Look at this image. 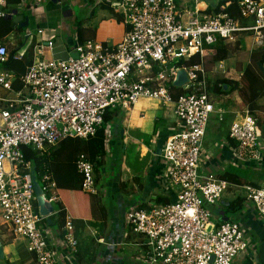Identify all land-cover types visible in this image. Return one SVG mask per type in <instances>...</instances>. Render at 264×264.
I'll use <instances>...</instances> for the list:
<instances>
[{"label": "built area", "instance_id": "built-area-1", "mask_svg": "<svg viewBox=\"0 0 264 264\" xmlns=\"http://www.w3.org/2000/svg\"><path fill=\"white\" fill-rule=\"evenodd\" d=\"M6 1L0 0V18L6 17ZM237 6L239 15L232 17L197 6L182 11L176 0H120L117 10L126 31L116 45L78 43L73 49L76 58L49 59L41 56L54 42L37 46L40 57L20 77L23 89L15 97H0V219L14 238L26 241L36 264H64L77 252L78 241L71 218L65 216L61 242L66 255L48 242L41 226L44 218L35 209L34 165L22 148L43 155L64 139L93 138L106 111L130 110L139 99L171 106L176 119V131L160 149L162 178L175 191L172 201L132 206L126 213L131 232L143 239L145 264H232L248 250L237 221L215 222L210 213L231 184L201 171L210 117L218 114L221 119L223 113L216 107L204 66L206 48L246 32L258 44L264 41V0H238ZM196 54L198 63L177 64ZM8 58V47L0 42V87L12 91L14 74L4 69ZM179 69L186 72L188 83L178 88L182 93L174 99L170 86ZM228 137L238 160H264L257 119L249 110L232 122ZM75 165L81 189L96 193L93 163L80 153ZM37 177L46 201L56 203L51 174L43 169ZM242 187L264 225V186Z\"/></svg>", "mask_w": 264, "mask_h": 264}, {"label": "crops", "instance_id": "crops-1", "mask_svg": "<svg viewBox=\"0 0 264 264\" xmlns=\"http://www.w3.org/2000/svg\"><path fill=\"white\" fill-rule=\"evenodd\" d=\"M119 2L7 0L3 8L6 16L17 12L15 16L27 18L28 26L21 27L13 19L4 17L12 28L7 33V26L0 22V42L7 45L9 53L15 50L13 55L18 57L9 65H6L8 61L4 65V69L14 74L15 80L12 91L0 87V97H15V93L23 89L20 77L27 66L40 57L37 46H46L49 40L54 45L52 49L44 48L41 57L46 59L67 58L78 43L97 41L116 45L126 31L122 15L117 10ZM176 3L182 11H191L202 3L204 7L197 6L199 9L206 11L210 7L204 0H176ZM224 43L229 44L231 53L232 50H238L247 58L238 63V70L234 69L237 55L233 54L225 60L210 64L207 54L211 46L206 48L204 66L212 84L220 79L239 80L251 60V54L264 48V41L262 45L258 44L249 32L241 33L234 41ZM219 63L223 64V69L218 68ZM212 73L218 78L213 80ZM225 91L231 90L227 88ZM213 98L216 107L223 113L221 119L218 114L210 117L203 140L201 171L219 177L227 168L233 167L253 172L254 181L264 183V160L259 163L238 160L233 154V142L228 137L230 125L244 111L240 97L237 92H231L222 96L213 94ZM255 103L253 115L257 119L260 140L264 143V95L259 96ZM110 111H113V118L105 128V156H97L103 159V165L100 172L95 174L96 193H87L81 189V177L75 165L80 153L85 154L89 160L94 154L97 155V148L91 144L92 138L90 141L67 138L48 147L40 155L45 157L41 170L46 169L51 174L58 196V201L52 204L53 213L41 223L48 236L47 240L61 256L66 255L61 236L64 218L69 216L78 241L77 252L65 259L64 264H145L143 239L131 232L126 222V213L132 206L149 208L156 203L157 197L165 201L173 199L174 189L162 178L164 163L160 157V149L166 137L176 131L172 107L159 105L149 99H139L130 110L116 108ZM115 144L122 146L121 156L116 161L111 159L112 146ZM230 184L218 204L209 208L212 219L215 222L235 220L245 233L248 250L240 253L232 264H264V225L246 200L243 185ZM257 184L258 187L264 186ZM234 203L238 206L234 207ZM60 208L64 210V216L61 217L57 215ZM35 209L37 211L36 201ZM47 218L50 222H47ZM0 242L4 255L0 264H36L26 241L14 238L2 225L1 219Z\"/></svg>", "mask_w": 264, "mask_h": 264}, {"label": "trees", "instance_id": "trees-1", "mask_svg": "<svg viewBox=\"0 0 264 264\" xmlns=\"http://www.w3.org/2000/svg\"><path fill=\"white\" fill-rule=\"evenodd\" d=\"M228 1V2H227ZM227 1H220L214 8L208 7L206 11L208 13L213 12H219L220 10H223L227 12L232 17H238L239 11H238V0H227ZM0 22H4V24L7 26L6 32L9 33L12 28L9 26L8 20L3 18H0ZM209 51L211 53L210 55V61L209 63H213L220 60H225L231 55V51L229 48V44L224 43L222 40H218L215 45L209 47ZM15 53V50H13L11 53H9V59L8 63L6 65H9L11 62H13L17 57L13 55ZM13 56V58H12ZM250 62L247 64V66L244 68L241 77L237 81L228 80V79H220L217 80L215 83L211 85V92L212 94H216L219 96L226 95L227 93L231 92H237V95L240 97L244 109L249 110L251 113L254 112L256 109V99L264 95V48L260 49L258 51H255L251 54ZM200 61L199 55L192 56L189 60H179L178 65H192L195 63H198ZM29 64V63H28ZM231 90L230 92L225 91V89ZM170 91L172 94V97L176 99L179 94L182 93L181 89L171 87ZM113 118V111H106L104 117H103V124L98 129L96 135L91 139V144L93 147L97 148V155H93L92 158H90V161L94 165V172L95 174H98L100 172L101 166L103 165V159L100 160V158H103L105 156L104 151V141L106 139L105 135V128L106 125L112 120ZM89 140V139H88ZM90 141V140H89ZM22 152L24 154V157L27 161H30L36 168V172L39 175L41 173V165L43 161L45 160L44 156H40L37 151H34L30 147H23ZM99 156V157H97ZM98 158V159H97ZM254 174L253 172H246L243 170H238L233 167H229L226 169L223 175L219 176L223 180H226L227 182L234 183L237 185H251L258 187V184L254 181L253 178ZM156 203H170V200L165 201L162 197H157L155 199ZM237 204L240 205V202H237ZM236 203H234V207H237ZM57 215L61 217L64 216V210L60 208L57 212Z\"/></svg>", "mask_w": 264, "mask_h": 264}, {"label": "water", "instance_id": "water-1", "mask_svg": "<svg viewBox=\"0 0 264 264\" xmlns=\"http://www.w3.org/2000/svg\"><path fill=\"white\" fill-rule=\"evenodd\" d=\"M56 1H60V0H53V2H56ZM204 1L208 6L214 8L220 1H227V0H204ZM16 14L17 12H14L10 15H7L6 17L8 19H13L14 23L19 24L21 27H27L28 26L27 18H24L22 15L15 16ZM71 56L73 58H76L77 54L73 52ZM187 83H188V78H187L186 72L183 69H179L175 75L174 81L172 82V86L176 88H183V86ZM32 181H33L35 201L37 204V212L41 217L46 218L53 213V205L49 203L48 201H46L45 199V195L43 191L41 190L40 183L38 181L35 166L32 169ZM46 220L47 222H50L49 218H47ZM3 258H4V255H3L2 246L0 242V261H2Z\"/></svg>", "mask_w": 264, "mask_h": 264}, {"label": "rangeland", "instance_id": "rangeland-1", "mask_svg": "<svg viewBox=\"0 0 264 264\" xmlns=\"http://www.w3.org/2000/svg\"><path fill=\"white\" fill-rule=\"evenodd\" d=\"M186 6H189V5H186ZM240 51H238V50H232V53H231V56H232V54L233 55H237V57H236V60H237V62H236V66H234V69H237L238 70V68H239V66H238V63H240V61L241 60H243V59H246L247 57H245V55H244V53H242V52H240ZM210 53H208L207 54V57L208 58H210ZM245 57V58H244ZM238 59H240V60H238ZM235 60V61H236ZM234 63V62H233ZM242 63V62H241ZM233 65V64H232ZM235 65V64H234ZM233 67V66H232ZM210 68V67H209ZM240 69V68H239ZM214 74L212 73L211 74V78L214 80L215 79V77L216 76H213ZM218 78V76L216 77V79ZM211 83V82H210ZM122 146L121 145H119L118 146V144H115L114 146H112V158L111 159H113V160H119V158H120V156H121V153H122ZM264 182V181H263ZM257 183H259V185L260 184H264V183H262V182H259V180L257 181ZM245 191V190H244Z\"/></svg>", "mask_w": 264, "mask_h": 264}, {"label": "bare ground", "instance_id": "bare-ground-1", "mask_svg": "<svg viewBox=\"0 0 264 264\" xmlns=\"http://www.w3.org/2000/svg\"><path fill=\"white\" fill-rule=\"evenodd\" d=\"M197 6H199V5H197ZM199 7H204V4L202 3V4H200V6Z\"/></svg>", "mask_w": 264, "mask_h": 264}]
</instances>
